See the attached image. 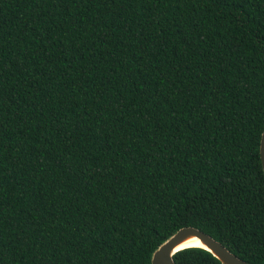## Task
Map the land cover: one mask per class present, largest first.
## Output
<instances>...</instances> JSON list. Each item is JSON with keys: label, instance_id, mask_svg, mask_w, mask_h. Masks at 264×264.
<instances>
[{"label": "trees", "instance_id": "1", "mask_svg": "<svg viewBox=\"0 0 264 264\" xmlns=\"http://www.w3.org/2000/svg\"><path fill=\"white\" fill-rule=\"evenodd\" d=\"M263 124L264 0H0V264H264Z\"/></svg>", "mask_w": 264, "mask_h": 264}, {"label": "water", "instance_id": "2", "mask_svg": "<svg viewBox=\"0 0 264 264\" xmlns=\"http://www.w3.org/2000/svg\"><path fill=\"white\" fill-rule=\"evenodd\" d=\"M258 156L264 177V124L259 138ZM192 237L198 240L199 246L188 245L176 248L177 245ZM188 247H197L206 250L221 264H251L240 259L219 241L193 226L180 227L163 239L152 250L149 257V264H175L172 255L176 251Z\"/></svg>", "mask_w": 264, "mask_h": 264}, {"label": "bare ground", "instance_id": "3", "mask_svg": "<svg viewBox=\"0 0 264 264\" xmlns=\"http://www.w3.org/2000/svg\"><path fill=\"white\" fill-rule=\"evenodd\" d=\"M188 245L199 246L200 244H199L198 240L195 237H192V238H189V239L183 241L179 245H177L176 248H179V247H182V246H188Z\"/></svg>", "mask_w": 264, "mask_h": 264}]
</instances>
